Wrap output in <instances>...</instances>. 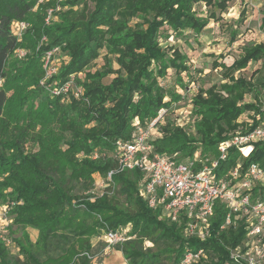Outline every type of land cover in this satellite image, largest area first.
Returning <instances> with one entry per match:
<instances>
[{
    "label": "trees",
    "instance_id": "trees-1",
    "mask_svg": "<svg viewBox=\"0 0 264 264\" xmlns=\"http://www.w3.org/2000/svg\"><path fill=\"white\" fill-rule=\"evenodd\" d=\"M87 1L93 2L87 14L79 16L71 10ZM201 1L219 9L225 6V0H161L160 19L144 35L141 57L132 60L131 66L136 63L133 74L127 80L112 79L104 85L98 73L90 76L88 83L77 80L83 95L75 99L50 95L39 85L43 55L65 45L69 60L52 78L62 85L101 47L98 26L116 24L113 18L117 7H130L134 1L0 0V198L14 202L9 214L21 230L15 239L21 258H13L0 241V264H92L90 238L126 226V239L116 244V250L122 252L127 264H163L164 260L175 264L183 253L198 249L210 258H201L196 264H237L230 250L244 238L243 220L233 219L231 225L221 228L228 210L216 201L209 236L204 240L184 237L181 223L169 222L141 197L138 190L142 173L137 169L115 171L112 157L115 141L133 136V117L145 121L154 118L158 109L169 106L163 100L164 89L151 82L152 74L163 77L167 69H172L179 77L187 70L183 53L173 49L168 54L158 47L157 27L165 22L175 33L190 30L198 34L208 24L192 11L193 5ZM50 9L52 17L46 22ZM239 17L245 18L244 8ZM14 21L27 24L19 38L11 31ZM259 27L264 31V10ZM113 28L116 34L111 45L128 44L131 33L119 32L122 27L117 24ZM19 49L24 56L16 55ZM262 59L264 43H253L244 47L230 66L217 60L213 63L239 71L250 61ZM151 61L157 62L154 72L149 67ZM121 65L126 68L124 63ZM256 87L251 79L233 75L206 89L199 87L191 99L195 134L163 126L161 137L152 142L154 149L179 158L191 157L196 151L202 156H217L219 143L250 132L264 115ZM250 93L253 100L246 101ZM170 95L175 101L180 96ZM247 112L252 113L249 121H239ZM26 143L35 148L24 151ZM237 163L243 174L251 164L264 169V143L254 142L246 157L235 146H229L225 159L218 160L216 176H223ZM111 170L110 184L100 195L78 197L77 191L90 192L94 173L106 178ZM257 190L252 189L253 196ZM26 227L38 231L35 242L30 240ZM144 242L153 248L144 247Z\"/></svg>",
    "mask_w": 264,
    "mask_h": 264
},
{
    "label": "rangeland",
    "instance_id": "rangeland-1",
    "mask_svg": "<svg viewBox=\"0 0 264 264\" xmlns=\"http://www.w3.org/2000/svg\"><path fill=\"white\" fill-rule=\"evenodd\" d=\"M133 1L134 5L130 7H126L125 4H120L113 18L116 21L117 27H122V29L119 28V32L127 31L131 33V35L128 36L130 37L128 44H119V47H114L111 45V39L116 34L113 28L116 24H113V26L99 25L98 30L102 35L101 47L97 48L95 55L90 57L79 72L75 75H71L69 78L75 86L82 90V93L78 96H74L68 92L62 94L63 98H69L70 96L75 99L81 98L83 89L76 81L78 80L82 84L88 83L90 76H94L97 73L100 75V83L103 85L108 84L112 79L127 80L128 75L131 76V73L133 74L136 63L134 66H131L133 63L132 60H137L141 57L139 54L142 51L141 42L144 35L148 34L151 24H153L155 20L160 19L157 15L160 11L158 9L161 0ZM59 8L60 7H58V10ZM242 8L245 9V18L241 20L239 13ZM92 9L93 2L87 1L86 5L80 4L73 7L71 10L75 11L77 15L80 16L83 13L87 14L89 11H92ZM64 10H67V8ZM263 10L264 0H225L223 9H219V7L213 4H205L201 1L193 5L192 11L197 18L208 20V24L198 34L190 30H183L175 33L171 26L165 22L157 27L156 36L158 39V47L162 48L168 54L173 49L183 53L187 60V70L181 72L178 75L179 77H177V74L172 71V69H167V74L163 77H157L154 75L155 73L152 74L151 82H155L164 89V92H162L163 100L169 102L168 108H162V115L156 121V127L152 134L153 141L161 137V128L169 125L179 127L186 132V134L193 136L195 134V117L192 114V96L199 87L206 89L212 84H219L226 81L231 75L251 79L252 82L256 84V98L260 101L261 113L264 112L263 59L256 62L250 61L246 68L239 71L226 69V67L230 66L233 60L242 53L244 47L253 43H264V31L259 27ZM231 37L233 39H231ZM64 46L65 45L62 44V46L57 47V50L54 51L51 57L50 67L53 70L52 76L46 78L43 71L42 78L39 80V85L50 95L49 89L53 83L54 85L56 84V81L52 80L53 76L56 75L59 68L69 60L68 51L64 49ZM126 53H128V56L124 59ZM220 54H223V57H220ZM44 55L42 57V68ZM214 60L222 62L226 67L214 65ZM122 63L128 68V71L121 65ZM150 63L149 67H151V71L154 72L157 62L151 61ZM69 80L65 83L69 82ZM171 93L180 94L179 99L176 101L172 100ZM136 95L137 94H135V97ZM245 100L252 101L253 94H247ZM251 114V112L244 113L239 118V121L248 122ZM154 118L141 121L137 116L133 117L131 120L132 135L135 133L138 126H146ZM34 148L35 147L33 145L31 146L29 143L24 145V151L33 150ZM92 178L93 184L90 192L77 191L76 193L79 198L80 195L85 198L90 197V195L98 196L107 187L106 178L102 175L94 173ZM116 189L117 188L113 189V191H116ZM120 199L122 200V197H120ZM6 203L7 201L0 198V207ZM10 220L11 224L6 234L10 238L11 243L9 247L5 245L4 242L3 244L8 248L9 254L13 258H21L19 255V248L15 242L21 230L14 224L12 215ZM128 229L129 226L119 227L117 232L123 234V232H127ZM25 230L30 240L35 242L38 237V231L31 227H26ZM90 243L92 249L90 253L91 258H89L92 264H127L122 252L116 250V244L108 246V241L104 237V231H101L100 235H93L90 238ZM143 245L144 247L149 246L153 248L147 242H144ZM209 258V255L206 254V257L203 259L206 261ZM166 263L167 262L164 260L163 264Z\"/></svg>",
    "mask_w": 264,
    "mask_h": 264
},
{
    "label": "built area",
    "instance_id": "built-area-1",
    "mask_svg": "<svg viewBox=\"0 0 264 264\" xmlns=\"http://www.w3.org/2000/svg\"><path fill=\"white\" fill-rule=\"evenodd\" d=\"M51 14L50 9L47 11L46 22L52 17ZM26 27L25 22L14 21L11 31L19 38ZM56 50L57 47L44 55L43 69L46 78L53 74L50 60ZM24 54L23 50H16L18 57ZM68 92L78 96L82 90L72 80L62 85L53 83L49 89L51 95ZM162 112L163 109L160 108L157 116L148 125L138 126L130 139L115 141L112 152L116 163L115 171L139 170L143 177L138 191L147 206L160 211L161 216L169 222L181 223L184 237L204 240L209 236L213 208L215 202L219 201L228 210L221 228L231 225L233 219L243 220L245 227L244 238L230 250V257L237 264H263L264 169L251 164L243 174L241 164L237 163L223 176L218 177L215 168L218 160L225 159L229 146H235L246 157L254 142L264 143V115L250 132L219 143L217 156H202L196 151L191 157L179 158L176 154L158 153L152 145L153 130ZM244 148H249V151L245 153ZM113 172L111 170L107 173V187ZM253 188H258L255 196L252 195ZM13 204L14 202H7L0 207V241L8 247L11 240L6 233L11 224L9 208ZM125 233L105 230L104 237L108 246L123 242L126 239ZM205 256L202 249L188 251L175 264H196Z\"/></svg>",
    "mask_w": 264,
    "mask_h": 264
},
{
    "label": "bare ground",
    "instance_id": "bare-ground-1",
    "mask_svg": "<svg viewBox=\"0 0 264 264\" xmlns=\"http://www.w3.org/2000/svg\"><path fill=\"white\" fill-rule=\"evenodd\" d=\"M249 151V148H244V152L247 153Z\"/></svg>",
    "mask_w": 264,
    "mask_h": 264
}]
</instances>
